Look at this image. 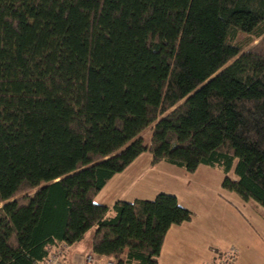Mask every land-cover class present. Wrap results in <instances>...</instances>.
<instances>
[{"label": "trees", "instance_id": "1", "mask_svg": "<svg viewBox=\"0 0 264 264\" xmlns=\"http://www.w3.org/2000/svg\"><path fill=\"white\" fill-rule=\"evenodd\" d=\"M145 151L264 207V0H0V264L91 229L95 256L158 264L192 217L174 195L94 201Z\"/></svg>", "mask_w": 264, "mask_h": 264}, {"label": "crops", "instance_id": "2", "mask_svg": "<svg viewBox=\"0 0 264 264\" xmlns=\"http://www.w3.org/2000/svg\"><path fill=\"white\" fill-rule=\"evenodd\" d=\"M224 176L220 169L207 165H199L190 173L165 161L154 163L152 154L145 151L114 174L94 201L112 207L119 200L174 195L192 217L168 229L158 264H264V207L223 189ZM229 176L236 179L232 172ZM92 235L93 229L69 245L67 264H84V256L91 253ZM96 257L101 262L115 261Z\"/></svg>", "mask_w": 264, "mask_h": 264}, {"label": "rangeland", "instance_id": "3", "mask_svg": "<svg viewBox=\"0 0 264 264\" xmlns=\"http://www.w3.org/2000/svg\"><path fill=\"white\" fill-rule=\"evenodd\" d=\"M242 38V37H239ZM255 43V42H253ZM251 43V44H253ZM153 125L149 126L145 131H143L142 133V137H143V141L145 144L149 143L150 138H151V128ZM232 176V175H231ZM233 178V177H232ZM34 191H31L29 194L32 195ZM96 203V202H95ZM1 206V204H0ZM90 237V233H88L86 238ZM86 242V241H85ZM69 251L66 249V247L64 245H59L55 248L51 249V252L49 253L48 257L41 262L40 264H45V262H67L66 261V254ZM89 254V253H88ZM85 257V256H84ZM221 264H225L224 262H222Z\"/></svg>", "mask_w": 264, "mask_h": 264}, {"label": "built area", "instance_id": "4", "mask_svg": "<svg viewBox=\"0 0 264 264\" xmlns=\"http://www.w3.org/2000/svg\"><path fill=\"white\" fill-rule=\"evenodd\" d=\"M66 247V249H69V245L62 244ZM45 264H67L66 262H45ZM84 264H117L116 261L112 259H106L104 262H101L100 259H98L94 254L89 253L86 254L84 257Z\"/></svg>", "mask_w": 264, "mask_h": 264}]
</instances>
